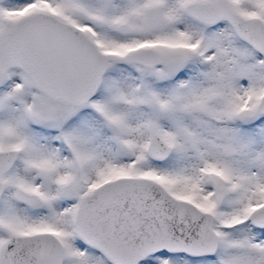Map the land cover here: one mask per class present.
Wrapping results in <instances>:
<instances>
[{
  "label": "snow or ice",
  "instance_id": "snow-or-ice-1",
  "mask_svg": "<svg viewBox=\"0 0 264 264\" xmlns=\"http://www.w3.org/2000/svg\"><path fill=\"white\" fill-rule=\"evenodd\" d=\"M0 264H264V0H0Z\"/></svg>",
  "mask_w": 264,
  "mask_h": 264
}]
</instances>
